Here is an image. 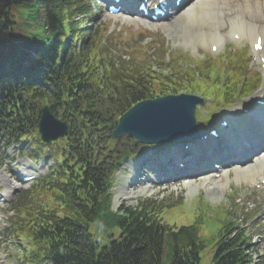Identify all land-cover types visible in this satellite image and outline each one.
Listing matches in <instances>:
<instances>
[{"label": "trees", "instance_id": "trees-1", "mask_svg": "<svg viewBox=\"0 0 264 264\" xmlns=\"http://www.w3.org/2000/svg\"><path fill=\"white\" fill-rule=\"evenodd\" d=\"M77 2L79 0H51L46 14L54 15L64 10L69 14L80 10ZM17 4H22V1L0 0V49L8 50L10 42H16V27L11 24L13 15L10 9ZM106 56L110 63L104 60ZM111 61L106 51L100 48L99 42L93 41L85 55L77 60L70 57L65 67L55 72L57 84L54 92L57 97L36 96L29 100L32 94L14 89L5 97L0 124L4 118L11 121L13 113L16 116V131L21 136L30 134L36 139L35 125L21 118L20 114H28L30 102L39 99L50 103L55 99L53 103H61L63 107L70 105L72 109L66 114L87 122L89 115H84L85 112H99L102 108L99 100L113 96V85L106 84L102 76L113 74ZM137 76H133L130 84H124L125 106L146 95L168 89L167 85L162 84L156 89L148 85L142 88L155 79L146 76L147 79L141 82ZM111 82L117 84L114 78ZM93 86L94 96L91 91ZM77 131L78 135L70 136L64 146L56 148L63 163L54 168L53 180L40 189L34 187L26 192L29 198L24 199L23 195L16 202L20 214L13 219V233L28 241L22 255L25 262L49 260L53 264H162L166 253L171 260L169 264H200L207 239H210L208 227L213 225L198 227L199 224L194 222L175 229L160 217L162 214L154 215L152 205L135 210L121 208L119 212L113 211L107 188L109 177L98 185L90 174L91 164L88 162L91 159L88 157L78 161L79 154L72 148L83 142L86 136H91L83 122L78 124ZM100 160L97 158L100 164V169L99 166L97 169L103 172L107 169ZM234 226L229 223L223 229L220 227L216 239L212 235L216 249L211 264H243L247 261V238L239 231L236 236L230 237L236 229Z\"/></svg>", "mask_w": 264, "mask_h": 264}, {"label": "bare ground", "instance_id": "bare-ground-1", "mask_svg": "<svg viewBox=\"0 0 264 264\" xmlns=\"http://www.w3.org/2000/svg\"><path fill=\"white\" fill-rule=\"evenodd\" d=\"M186 1L182 0V4L186 3ZM135 3L132 0L127 3L130 12H136ZM175 18H181L185 22L188 33L182 26H180V32L182 31V38L191 42L192 45L202 42L209 44L215 41L222 42V40L232 36L235 32H241L243 38L247 37L250 42L256 40L259 36L264 37V0H189V3L176 14ZM131 20L133 19L129 21ZM170 27L168 26V28ZM162 127H164V124ZM235 141H239L236 135ZM205 147H207V154L213 157L216 150L213 142L210 145L206 144ZM213 148L214 151L211 152ZM204 168H208L207 171L211 170L209 166ZM226 171L224 172L226 181L229 182V173ZM256 171L260 173L264 171V157L254 165L234 169L237 180L246 179L251 182L255 181ZM170 175L172 177L177 176L173 173ZM210 183L213 184L211 188H208V191L212 197L224 195L222 193L224 192L225 184L221 180H214L209 176L204 177L199 182L187 181L185 186L188 188V192L192 193L194 190H198L203 185ZM132 195L131 192H127L124 197L128 198Z\"/></svg>", "mask_w": 264, "mask_h": 264}, {"label": "rangeland", "instance_id": "rangeland-1", "mask_svg": "<svg viewBox=\"0 0 264 264\" xmlns=\"http://www.w3.org/2000/svg\"><path fill=\"white\" fill-rule=\"evenodd\" d=\"M17 14H18V19H19V22L21 23L19 29L17 30L19 36L21 38L25 37V36H29L31 37V31H35V32H40L41 31V27L39 26H35V27H32L31 30L29 29H26V27L22 24L24 18H25V15H26V12L25 10H16ZM111 21H116L119 23V26H120V29L123 31V35L125 36L126 33H130V34H133L134 36H136L137 34L140 33L139 36H136L138 37V40L141 38H143V36L147 35V34H153V35H156L155 36V39H153L151 42H153V45L156 46V47H153V51H154V48H157V53L159 55L162 54V50L165 49V46L163 45V41L161 40V38L157 37V36H163L162 35V29H164L162 27V25H149V23L147 22H143V20H135V21H125V22H119L118 20L116 19H109L106 17L105 19V22L107 24H110ZM36 22V21H35ZM166 23L170 24V28L167 29L166 31L163 30V32H166V34L169 36L167 39H166V42L170 45V44H175L172 46L173 47H181L179 45H184V40L182 38V31L180 32V26L183 27V29L186 31V33H188V30L185 26V22L183 21H177V19H172V20H169V21H166ZM132 26V27H130ZM159 28V29H157ZM178 31V33H177ZM39 37V35L37 36ZM164 37V36H163ZM140 39V40H141ZM145 40V38H143V41ZM133 42V41H132ZM139 43V42H138ZM204 43V42H202ZM132 44V43H131ZM243 45L241 46H238V47H241V48H237V50L235 52H231L233 55L235 54H239V52H241L239 55H242L244 53V47H242ZM189 51H192L194 52L195 54L199 53L200 55H203L205 54V56H207L208 52H209V48L208 47H205V46H198V50L197 51H194V50H191L189 48ZM235 101V99L232 101V104L229 105L227 108H231L234 106L233 102ZM219 112H217V114L213 115L212 117H210L206 122H210L212 120H215L216 117H218V114ZM205 122V123H206ZM7 164V162H6ZM0 166H1V163H0ZM4 168H6V165L4 166ZM232 176H233V173L230 175V179H232ZM222 180V179H221ZM243 183L242 185H240V183ZM208 186H202L198 189V191L196 192H193V193H188V188L185 186V185H177V188L176 190L174 189H170V190H167L165 191L164 193H159L157 195V199H162V198H171V197H176V196H184L186 197L185 200H188V201H185L183 203V199H182V203H183V207L180 206L179 210L177 211L178 214H179V217H178V221H179V225L184 223V222H188L189 219L187 218V216L190 214L191 211V208H192V211H196L197 209H200L203 207V201H198L194 204V201L195 199H190L189 198H194L198 195H201V194H206L207 198L213 203V204H216V205H220L222 202L225 201L226 203V206H230L231 204L232 205H238V207H236V209L238 211L235 210L234 208V213L235 214H239V215H242L244 214L245 215V218H244V225L245 227L248 229L250 228L251 231L254 232V236L256 234L264 237V217L263 218H260L259 219V214H261V212L263 213L264 212V189H260V190H257L255 188H253V183H251L249 180H244V181H231L229 182L227 185H225V188H224V192L222 194H224L223 196H218V197H213L212 199L210 197H208ZM207 193H206V192ZM205 197V196H204ZM179 199L181 197H178ZM178 198L175 199L176 201H173V199H171L173 202H178ZM171 201V202H172ZM223 204V203H222ZM247 205H250V206H254L252 207V209H250L249 211L247 210L246 206ZM193 206V207H192ZM203 210L207 211L208 212V216L210 214L214 215L216 213L215 210H212L211 207H208L207 209L203 208ZM189 211V212H187ZM195 214H193L192 216H194ZM2 221L0 222V226L2 225ZM262 227L263 230L260 232L258 229ZM258 239V238H255V240ZM257 244H264V242H258ZM5 244L2 245V247H6L4 246ZM11 249L8 248V250H11L12 252H16V248L13 246V247H10ZM171 262L170 258L166 255H164V260H163V263L162 264H169ZM8 263H12L11 261H9L7 259L6 263L4 264H8ZM12 264H15V262H13ZM203 264H209L208 262V256H204V259H203Z\"/></svg>", "mask_w": 264, "mask_h": 264}, {"label": "water", "instance_id": "water-1", "mask_svg": "<svg viewBox=\"0 0 264 264\" xmlns=\"http://www.w3.org/2000/svg\"><path fill=\"white\" fill-rule=\"evenodd\" d=\"M179 99L164 98L155 101L142 102L127 113L122 119L118 129L126 126L134 131L138 138L151 142L156 140V138L152 139L150 135L153 128L157 126L159 119L165 118L170 120L171 124H173L172 119H181L186 121L184 127L179 128V122L176 121L174 124L176 129L174 131L165 132V135L158 138L157 141H171L175 139L195 137L198 135V131L194 125L195 101L191 100L189 97L183 96L179 97ZM43 115L44 122L40 124V131L45 140H51L58 137L59 134L62 133V131L59 132V130H57L58 128L61 130L66 129V124L56 120L46 109L44 110ZM53 127H56V129Z\"/></svg>", "mask_w": 264, "mask_h": 264}, {"label": "snow or ice", "instance_id": "snow-or-ice-1", "mask_svg": "<svg viewBox=\"0 0 264 264\" xmlns=\"http://www.w3.org/2000/svg\"><path fill=\"white\" fill-rule=\"evenodd\" d=\"M259 46V45H258Z\"/></svg>", "mask_w": 264, "mask_h": 264}]
</instances>
